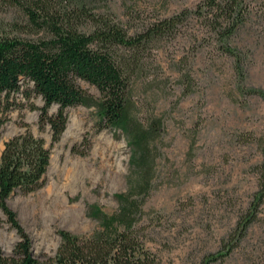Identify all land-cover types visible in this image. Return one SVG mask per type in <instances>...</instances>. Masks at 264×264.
Here are the masks:
<instances>
[{"label": "rangeland", "instance_id": "374dc122", "mask_svg": "<svg viewBox=\"0 0 264 264\" xmlns=\"http://www.w3.org/2000/svg\"><path fill=\"white\" fill-rule=\"evenodd\" d=\"M77 1L97 13L113 14L135 31L184 10H196L206 0ZM243 2L246 23L229 44L241 58L244 81L234 70V59L214 41L215 35L191 18L176 38L157 43L147 75L133 84L140 117L156 116L164 123L143 219L147 245L159 264H201L208 255L227 250L236 242L239 221L256 203L264 160V100L249 92L264 93V0ZM25 21L16 8L0 9V34L37 39L18 32ZM78 84L100 97L89 83ZM10 102L17 106L0 112V160L5 143L22 133L26 123L51 148V163L41 189L29 195L16 193L8 203L32 238L34 254L54 256L61 241L58 231L86 236L98 227L88 215L90 207L108 214L118 209L115 196L128 190L131 148L120 131L99 123L95 109L83 106L67 110V128L53 145L51 133L38 128L39 111L30 109V103L43 107V99L33 96L28 101L20 93ZM57 111L58 106L50 109L51 114ZM0 219V246L10 255L19 236L1 209ZM261 260L264 203L240 247L214 264Z\"/></svg>", "mask_w": 264, "mask_h": 264}, {"label": "trees", "instance_id": "16d2710c", "mask_svg": "<svg viewBox=\"0 0 264 264\" xmlns=\"http://www.w3.org/2000/svg\"><path fill=\"white\" fill-rule=\"evenodd\" d=\"M10 7L18 9L26 19L18 32L37 39L0 34V112L17 106L10 101L20 93L28 101L33 96L41 97L44 106L38 108L30 103V109L39 111L38 128L51 133L54 145L67 128L68 109L93 108L101 125L124 135L132 154L128 190L115 196L118 209L108 214L90 207L89 217L98 222L91 234L79 236L60 230L55 255L36 256L32 238L8 201L16 193L29 195L44 186L51 148L23 123L25 130L5 143L0 160V209L19 236L10 255L0 246V264H159L147 245L143 219L145 200L153 189L159 157L157 141L164 123L156 116L140 117L133 84L147 75L148 60L157 43L176 38L180 27L191 18L201 21L207 33L215 35L214 41L223 54L234 59V70L244 81L241 58L229 44L246 23L243 0H206L196 10H184L135 31L118 22L113 14L97 13L77 0H0V9ZM80 80L97 88L100 97L80 87ZM25 82L32 88H24ZM249 93L264 100L261 91ZM53 106H58L55 114L50 113ZM263 203L264 160L259 166L256 203L239 221L236 242L219 254L208 255L201 264L224 261L237 250L257 222ZM1 222L0 219V225ZM253 264H264V260Z\"/></svg>", "mask_w": 264, "mask_h": 264}, {"label": "bare ground", "instance_id": "6f19581e", "mask_svg": "<svg viewBox=\"0 0 264 264\" xmlns=\"http://www.w3.org/2000/svg\"><path fill=\"white\" fill-rule=\"evenodd\" d=\"M72 128H73V125L70 126V128H69L70 130L68 131L67 136H69L71 134Z\"/></svg>", "mask_w": 264, "mask_h": 264}]
</instances>
